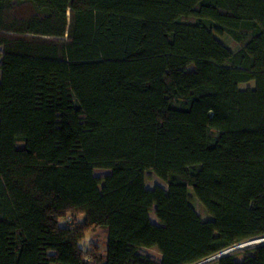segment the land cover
Returning <instances> with one entry per match:
<instances>
[{
  "label": "trees",
  "instance_id": "16d2710c",
  "mask_svg": "<svg viewBox=\"0 0 264 264\" xmlns=\"http://www.w3.org/2000/svg\"><path fill=\"white\" fill-rule=\"evenodd\" d=\"M261 238L264 0H0V264H199Z\"/></svg>",
  "mask_w": 264,
  "mask_h": 264
},
{
  "label": "rangeland",
  "instance_id": "374dc122",
  "mask_svg": "<svg viewBox=\"0 0 264 264\" xmlns=\"http://www.w3.org/2000/svg\"><path fill=\"white\" fill-rule=\"evenodd\" d=\"M223 40H227V38L221 37ZM229 41V40H228ZM231 44L232 47H236V45L233 42H229ZM255 87V83L254 82H250L247 84H243L240 86V88L242 90H246L249 88H254ZM206 132L207 129L206 127H203L201 129V138L204 142H206ZM110 174V171L107 170H96L95 171V175L99 178H103L107 175ZM147 184L150 188H154L156 186H164L167 187V185L157 176H155L152 172L148 173V180H147ZM102 187V186H101ZM193 202L195 203V206L197 208V210L199 211V213L203 216L206 217L207 214L205 212V210L202 208L201 204L194 199ZM152 218L155 222H157V219L155 217L154 214H152ZM80 220L84 222L85 218L84 217H80ZM66 222L62 221V224L64 225ZM107 239H108V233L107 230L104 228H98V229H94L92 231H90L87 235V240H86V245H96L98 246L102 251L106 250L107 247ZM264 243V238L261 239H256V240H252V241H248L245 242L227 252H225V254H235L236 255V260L242 262L248 255H251L252 252L250 251V249L256 247L257 245ZM250 251V252H249ZM246 252H249L248 254ZM140 253L144 256H148L156 261H161L162 260V256L161 254L158 252L157 249L155 248H143L140 250ZM220 257V255L210 258L208 260H205L199 264H215L216 260Z\"/></svg>",
  "mask_w": 264,
  "mask_h": 264
},
{
  "label": "water",
  "instance_id": "95a60500",
  "mask_svg": "<svg viewBox=\"0 0 264 264\" xmlns=\"http://www.w3.org/2000/svg\"><path fill=\"white\" fill-rule=\"evenodd\" d=\"M223 255H225V253L221 254L220 256H223Z\"/></svg>",
  "mask_w": 264,
  "mask_h": 264
}]
</instances>
